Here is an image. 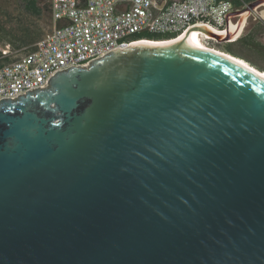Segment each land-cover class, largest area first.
Wrapping results in <instances>:
<instances>
[{"label": "water", "instance_id": "1", "mask_svg": "<svg viewBox=\"0 0 264 264\" xmlns=\"http://www.w3.org/2000/svg\"><path fill=\"white\" fill-rule=\"evenodd\" d=\"M227 56L138 42L1 100L0 264H264V77Z\"/></svg>", "mask_w": 264, "mask_h": 264}, {"label": "built area", "instance_id": "2", "mask_svg": "<svg viewBox=\"0 0 264 264\" xmlns=\"http://www.w3.org/2000/svg\"><path fill=\"white\" fill-rule=\"evenodd\" d=\"M50 9L53 28L33 50L0 67V101L47 89L56 74L141 42L134 40L141 33L180 36L197 28L210 46L217 41L199 27L225 32L231 10L229 0H50Z\"/></svg>", "mask_w": 264, "mask_h": 264}, {"label": "rangeland", "instance_id": "3", "mask_svg": "<svg viewBox=\"0 0 264 264\" xmlns=\"http://www.w3.org/2000/svg\"><path fill=\"white\" fill-rule=\"evenodd\" d=\"M45 3L50 4V0H40V7L45 8L43 25L49 26L47 30H51L54 26L53 21L50 23L51 17L49 16L47 6ZM24 0H0V52L7 55L8 51L12 49L14 45H19L20 41L15 40V35L17 36L23 29H20L21 25L26 26L30 23L31 17L29 13L25 10ZM263 9H259L260 13ZM50 11V10H49ZM20 17V18H19ZM240 19L238 17H232V23H238ZM221 21V20H220ZM41 22V21H40ZM254 23V22H253ZM251 19L247 24V27H251ZM49 30V31H50ZM247 30H243L242 35H245ZM241 35V36H242ZM258 40L264 46V34L258 35ZM202 37V36H201ZM212 48H216L220 51H227L231 55H241L244 56L247 61L253 65L255 68L262 70L264 69V49L260 53H256L254 50L246 49L242 47L241 42L232 43H218L215 41L209 42ZM8 44H11L10 46ZM228 53V54H229ZM244 58V59H245ZM245 59V60H246ZM90 66V65H89ZM88 66V67H89Z\"/></svg>", "mask_w": 264, "mask_h": 264}, {"label": "bare ground", "instance_id": "4", "mask_svg": "<svg viewBox=\"0 0 264 264\" xmlns=\"http://www.w3.org/2000/svg\"><path fill=\"white\" fill-rule=\"evenodd\" d=\"M247 15H243L240 19V22H238L239 24H235V23H231L230 24V30H231V38L234 41L235 39L238 38V36L242 33V31L244 30V26H245V21H246ZM207 34V33H205ZM208 35V34H207ZM218 35H220L221 37H225V32H218ZM209 36V35H208ZM210 39L211 36H209ZM140 45H155L158 47H163V46H176V45H182L184 47H188L189 49H194V50H201V51H209L212 53H218V55H222V56H227V53H224L223 51H220L216 48H212L209 47L207 45V43L204 41V39L201 37L199 30L197 28H191L189 30H187L185 33H183L182 35L178 36L177 38L174 39H170V40H165V41H149V40H143L141 42H139ZM229 57L232 59L233 57L230 56V54H228ZM228 57V56H227ZM235 61H237L238 63H242L244 65H246L247 67L251 68V65L248 64L247 61L241 59V58H233ZM253 69L256 73H258L259 75H261L262 77H264V71L263 72H259L257 70V68H251Z\"/></svg>", "mask_w": 264, "mask_h": 264}, {"label": "trees", "instance_id": "5", "mask_svg": "<svg viewBox=\"0 0 264 264\" xmlns=\"http://www.w3.org/2000/svg\"><path fill=\"white\" fill-rule=\"evenodd\" d=\"M39 1L40 0H24L25 2V10L26 12L33 14V15H37L40 14L42 12V9L39 7ZM232 2V9H242L244 7V5L246 4L245 0H229ZM45 5L47 7L50 6V4L45 3ZM262 32H264V24H261L260 22L256 23L255 25H253V27L251 28V32H250V36L249 35H242L240 36L235 42H241L242 47L246 48V49H259L260 47H262L264 49V46L261 44V42L258 40V35L262 34ZM179 36L178 33L175 34H164V35H160V34H149V33H141L138 34L134 37V40H154V41H159V40H170V39H174L177 38ZM29 41H23L20 42V44H24V43H28ZM225 53H229L227 51H224ZM230 54V53H229ZM233 55V54H232ZM235 56V55H233ZM238 57V56H235ZM11 59L9 58L8 55H4V54H0V67L3 66L5 63L10 62Z\"/></svg>", "mask_w": 264, "mask_h": 264}, {"label": "crops", "instance_id": "6", "mask_svg": "<svg viewBox=\"0 0 264 264\" xmlns=\"http://www.w3.org/2000/svg\"><path fill=\"white\" fill-rule=\"evenodd\" d=\"M245 1H246L245 5H247V4H250L251 2H253L255 0H245ZM38 5L40 7V4H38ZM42 6L43 5H41V7H40L42 9V12L40 14L33 15V14L29 13L30 15H28V16L31 17L30 23L27 24L26 26L21 25V27H19L20 29H23V32H20L17 36L15 35V40L20 41V42H23V41L24 42L29 41V42L24 43V44L14 45L12 47V49L8 51L7 55L9 56L11 61H14L17 58H20V57L26 55L31 50H33L35 43L37 41H39L50 30V29L47 30L49 28V26L45 27L43 25V18H44L43 14H44L45 8H43ZM229 7L232 8V2L231 1H229ZM47 10H48L49 16L51 17L50 23H52V14H51L50 6L47 7ZM258 22H260L261 24H264V19L262 18V21H258ZM258 22H256V20H255V23H258ZM262 34H264V32H262ZM8 45L10 46L11 44H8ZM0 54H2V53L0 52ZM238 58H241L243 60L246 59L244 56H241V55H238ZM245 61H247V59ZM262 71H264V69H262Z\"/></svg>", "mask_w": 264, "mask_h": 264}, {"label": "flooded vegetation", "instance_id": "7", "mask_svg": "<svg viewBox=\"0 0 264 264\" xmlns=\"http://www.w3.org/2000/svg\"><path fill=\"white\" fill-rule=\"evenodd\" d=\"M232 8L230 7V9L232 11H235L236 10V9L233 10ZM259 9H264V7H261ZM258 10H256L255 12H253L252 14H250V15L247 16L246 21H245V26H244V29L247 30L246 33H245V35H249L250 34L251 28L253 27L254 24H256L255 23V20H256V22L262 21L261 12L258 13ZM250 19H251L252 26L251 27H247V24L249 23ZM257 37H259V36H257ZM251 50H254V51H256V53H260L261 54V51L263 50V48L262 47H260L259 49H255V48L253 49L252 48ZM44 90L47 91V89H44ZM48 91H49V89H48ZM33 103H35V101H33ZM40 108H43L44 110L46 109L45 106H44V104H40ZM50 108L51 109H54L55 107L54 106H50ZM6 112H8V114H11V115H17V114H19V110L16 107H14V108H8ZM55 114H58V112L55 111Z\"/></svg>", "mask_w": 264, "mask_h": 264}]
</instances>
